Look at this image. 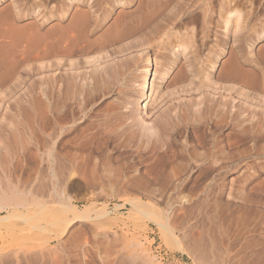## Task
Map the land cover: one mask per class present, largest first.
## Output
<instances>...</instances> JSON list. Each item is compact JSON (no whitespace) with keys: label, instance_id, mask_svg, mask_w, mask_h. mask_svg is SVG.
<instances>
[{"label":"bare ground","instance_id":"obj_1","mask_svg":"<svg viewBox=\"0 0 264 264\" xmlns=\"http://www.w3.org/2000/svg\"><path fill=\"white\" fill-rule=\"evenodd\" d=\"M188 1L191 0H53V21L42 23L36 32H29L27 24L16 23L20 14L13 12L11 5H17L19 0H10L0 7V69L9 75L19 64L18 56L25 53L28 44L32 49L37 48L46 72L38 102L42 181L99 180L102 176L98 173L105 171L112 154L120 150V153H128H125L126 168L139 170L138 166H145V170L131 176L132 179L139 183L144 178L152 184L158 182L166 196L191 198L193 193L174 189L183 183L180 175L191 170L193 163H197L198 176L207 179L211 189L218 186L220 178L210 175V171L221 168L213 169L221 163L217 162L219 155L214 150L217 134L222 127L233 123V114L211 112L201 97L202 86L213 77L239 80L247 85L253 80L254 84L258 82L255 74L244 69L239 59L248 53L242 47L254 49L257 37L252 32L256 24L264 29V0H217V5L213 0H205L196 12L188 9ZM189 16L199 20V29L185 23L184 19ZM220 36L224 45L226 36L232 37L236 51L227 50L224 54ZM210 37L213 42L208 45ZM205 46L208 50L203 53ZM262 49L258 47L259 54L254 61L260 58ZM255 119L252 113L243 126L247 161L245 190H241L245 192L240 190L239 179L238 182L235 179L234 188L230 186L234 194L228 197L232 199L230 205L233 203L235 209L243 208L247 213L248 237L243 241L252 261H264V116L258 122ZM198 146L208 147L205 155L203 151H196ZM228 147L224 156L230 165L235 153L230 139ZM167 185L173 188L166 189ZM152 191L149 190L147 197L150 198ZM208 192L203 196H209L211 192ZM9 197L13 202L17 199ZM10 200H7L9 204ZM5 201L0 197V209H7ZM129 203L134 210L142 207L138 199ZM19 212L17 218L22 222L29 218H25L24 210ZM84 215L82 212L80 216ZM8 216H2L1 222ZM161 217L158 218L161 220ZM58 219V223L69 221ZM57 222L49 221L52 225ZM7 224L11 228L10 223ZM34 254L28 255L35 258L38 253ZM30 256L27 260L31 261Z\"/></svg>","mask_w":264,"mask_h":264},{"label":"rangeland","instance_id":"obj_2","mask_svg":"<svg viewBox=\"0 0 264 264\" xmlns=\"http://www.w3.org/2000/svg\"><path fill=\"white\" fill-rule=\"evenodd\" d=\"M19 1L17 5L12 4L13 8H11L13 12L16 10L20 14L16 23L27 24L29 32H36L42 23L53 21V0ZM204 1L191 0L186 5L188 9L191 8L196 12ZM8 2L10 0H2L0 7ZM213 3L217 5V0H213ZM184 21L188 23L187 25L199 29L200 23L195 16L186 17ZM252 33L257 37L253 42L254 49L242 47L245 53H248L244 54L239 62L244 69L255 74V78L259 79L258 82L254 84L253 80L247 85L239 80L213 77L202 86L201 97L204 104L209 106V110L211 112L217 110L219 113L230 111L233 114V123L222 127L217 134L218 137L216 136L218 143L214 150L217 156L219 155L217 162L220 160L221 163L218 162V167L214 165L213 169L220 167L222 169L212 170L210 175L220 178L218 186L213 187L215 190L211 189L208 181L206 183L207 179L202 175L198 176L200 169L197 163H193L191 170L184 171L186 174L180 173V177L184 178L183 183L174 189L196 194L195 197L192 195L193 197L186 199L177 198L174 194L173 197L164 195L165 189L158 182L152 184L144 178L139 183L132 179L131 176L139 171V173L143 172L145 166H138L139 170L126 168L124 165L128 161L125 157L126 152L120 153V150L112 154L108 167L105 166L106 172L103 170L98 173L101 174L102 179L84 181L73 178L58 183L42 181L39 176L38 102L46 72L39 61L37 48L34 46L32 49L27 44L25 53L18 56L19 64L9 75L0 69V197H3L4 201L11 198L10 204L9 201H5L6 204L8 203L7 209H0V218L9 214L6 220L2 219V222L0 220V264L21 262V264L35 262L36 264L40 262L41 264H264L263 260L252 261L244 243L249 228L247 213L243 211L245 209H235L233 203L230 205L235 179L237 182L239 179L241 183L240 190H245L244 174H246L247 157L243 128L252 113L256 116V122L264 116V53L262 52L264 29L256 24ZM226 39L225 45L222 36L219 40L221 47L224 48V54L227 50L236 51L232 37L230 39V36H226ZM212 42L210 37L207 44ZM260 46L263 47L262 54L254 61L253 58L259 54L257 49ZM207 50L205 46L202 52L206 53ZM239 130L243 133L241 134ZM229 139L232 141V148H235L231 160L233 162L230 165L224 156L229 148ZM207 148L198 146L196 151H199L198 153L203 151L205 155ZM89 171L88 169L86 172ZM169 186L166 189L171 190L173 187ZM230 186L233 188L231 189ZM150 189L154 190L152 195L149 194L152 199L147 197ZM207 190L211 193L208 192L209 196L205 197L203 194L207 193ZM243 190L242 193L245 192ZM9 196H14L15 199L17 197L18 202L16 200L13 202L12 197ZM134 199H138L141 208L132 209L129 201ZM20 209L24 210L25 218L29 217L24 222L17 218ZM144 211L147 212L144 214ZM82 212L85 217L80 216ZM158 217H161V220ZM57 218H65L69 221L65 224L58 223ZM154 219H157L158 224ZM49 221L57 223L52 225ZM3 222L5 224L9 222L12 229L9 228V224L5 225ZM16 223L21 224L16 225ZM32 225L35 228H31ZM40 225L43 227H38ZM16 226L18 228L21 226L23 229L20 227L18 230ZM60 228L64 229L60 231ZM209 233L214 234L210 236ZM34 251L38 253L35 257L38 260L30 256L35 253ZM203 251H206V254ZM29 256L35 262L27 260Z\"/></svg>","mask_w":264,"mask_h":264}]
</instances>
